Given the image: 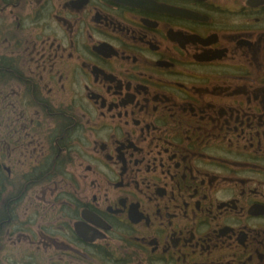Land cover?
I'll list each match as a JSON object with an SVG mask.
<instances>
[{"label": "flooded vegetation", "instance_id": "flooded-vegetation-1", "mask_svg": "<svg viewBox=\"0 0 264 264\" xmlns=\"http://www.w3.org/2000/svg\"><path fill=\"white\" fill-rule=\"evenodd\" d=\"M0 264H264V0H0Z\"/></svg>", "mask_w": 264, "mask_h": 264}]
</instances>
